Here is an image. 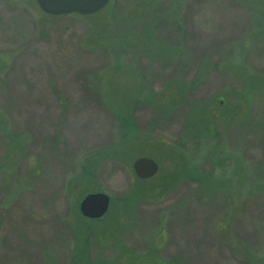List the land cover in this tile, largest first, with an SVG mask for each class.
Masks as SVG:
<instances>
[{"label": "rangeland", "instance_id": "1", "mask_svg": "<svg viewBox=\"0 0 264 264\" xmlns=\"http://www.w3.org/2000/svg\"><path fill=\"white\" fill-rule=\"evenodd\" d=\"M0 264H264V0H0Z\"/></svg>", "mask_w": 264, "mask_h": 264}, {"label": "water", "instance_id": "2", "mask_svg": "<svg viewBox=\"0 0 264 264\" xmlns=\"http://www.w3.org/2000/svg\"><path fill=\"white\" fill-rule=\"evenodd\" d=\"M110 0H37L40 9L49 16H67L78 14L91 16L105 9ZM159 165L148 157H141L134 163V171L138 179L148 180L159 172ZM110 196L107 193H92L83 199L80 213L89 220L103 218L110 208Z\"/></svg>", "mask_w": 264, "mask_h": 264}, {"label": "trees", "instance_id": "3", "mask_svg": "<svg viewBox=\"0 0 264 264\" xmlns=\"http://www.w3.org/2000/svg\"><path fill=\"white\" fill-rule=\"evenodd\" d=\"M75 15H76V14H75ZM262 22H263V21H262ZM236 116H237V113L233 116V117L235 118L234 120H237ZM227 117H228V116L226 115V116L223 117V119H228ZM229 119H230V118H229ZM125 123H126V127H127L128 129H130V127H131V125H130L131 121H129V120L127 119V120H125ZM132 125H133V123H132ZM20 135L22 136L23 134H20ZM93 153H94V152H93ZM93 153H89V155H93ZM100 153H101V151H100V152H96L97 155H101ZM85 170H88V168H86V167L83 168V171H85ZM91 170L93 171V169H91ZM92 171L88 170V173H89L90 176L93 175V174H92ZM86 173H87V172H86ZM84 180H85V181H89L90 179L85 178ZM127 201H128V200H127ZM79 216H80V215H79ZM80 217H81V216H80ZM81 218H82L83 220H86V218H83V217H81ZM81 218H80V219H81ZM82 219H81V220H82ZM77 241H78V242H81L80 239H77ZM80 244H81V243H80ZM80 244H78V245H80Z\"/></svg>", "mask_w": 264, "mask_h": 264}]
</instances>
